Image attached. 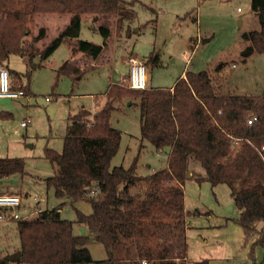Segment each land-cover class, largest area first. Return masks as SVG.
Wrapping results in <instances>:
<instances>
[{
    "label": "trees",
    "instance_id": "16d2710c",
    "mask_svg": "<svg viewBox=\"0 0 264 264\" xmlns=\"http://www.w3.org/2000/svg\"><path fill=\"white\" fill-rule=\"evenodd\" d=\"M133 6L134 2L124 0H0V67L9 72L10 89L32 95V74L67 40L75 41L73 56L82 54L94 67L92 62L112 39L113 24L120 31L134 20ZM251 7L260 28L243 36L249 43L245 58L264 53V0H251ZM39 15H70L63 30L41 49L37 44L46 37L45 28L35 37L30 31ZM84 17L92 18L103 44L80 39ZM126 34L131 35L129 28ZM12 55L25 59L24 75L9 69ZM143 61L147 69L160 65L153 53ZM75 64L66 62L58 77L80 80L85 71ZM225 67L223 63L213 73L187 71L170 88L132 89L123 78L108 86L107 102L94 115L87 109L70 115L63 151L44 150L57 169L44 181L58 199L68 202L33 218L12 219L19 234L20 258L13 260L0 251V264H188L185 185L189 179L229 187L244 240L253 241L250 258L253 264H264V259L257 262L254 257V247L264 249V228L255 226L264 224V95L226 93L223 81L213 76ZM20 76L26 84H18ZM123 99L139 107L142 139L156 152L168 150L167 168L140 177L136 162L130 168L112 167L122 132L110 120L115 102ZM193 165L204 173L194 171ZM16 174H26L24 159L0 158V179ZM133 188L139 191L133 193ZM80 201L91 205L90 215L78 212L76 221L61 217L68 203L74 206ZM76 223L94 234L106 259H93L88 248L91 240L85 233L75 234ZM194 264L211 263L202 259Z\"/></svg>",
    "mask_w": 264,
    "mask_h": 264
},
{
    "label": "rangeland",
    "instance_id": "374dc122",
    "mask_svg": "<svg viewBox=\"0 0 264 264\" xmlns=\"http://www.w3.org/2000/svg\"><path fill=\"white\" fill-rule=\"evenodd\" d=\"M124 1L134 2L136 16L120 31L113 24L112 39L103 55L92 62L94 67L89 66L90 61L82 54L73 56V46L69 41L64 42L42 68L32 74V95L0 104V158L24 159L26 172L24 176L16 174L0 179V194L21 196V205L11 211V214L18 213L20 219L33 218L39 209H51L68 202L58 199L54 189L48 188L44 181L57 170L45 158V147L61 153L69 116L81 109L93 115L101 110L107 102L104 93L108 86L127 79L132 60L143 63L151 53L158 55L160 65L148 66L149 86L153 88H170L187 71L213 73L225 63L226 67L213 76L223 81L226 93L264 95V53L244 57L249 43L243 36L260 28L251 0ZM69 19L70 15L36 16L30 25L32 37L40 28L46 30V37L37 47L41 49L48 44ZM94 25L92 18L84 17L80 39L103 44V36L93 29ZM68 61H74L85 71L80 80L68 75L58 77ZM8 66L20 75L26 72L25 59L20 56L12 55ZM16 81L18 84L27 82L21 76ZM115 107L110 121L122 132V137L112 167L130 168L136 162V173L140 177L167 168L168 150L156 152L142 139L138 105L123 99L115 102ZM23 122L27 123L26 127L22 126ZM192 169L204 173L198 165H193ZM138 191L132 189L133 193ZM185 208L190 222L188 264L202 259H208L211 264H253L250 258L253 241L244 240L238 224L239 210L227 185L212 187L207 181L198 184L189 179L185 185ZM78 212L90 215L92 207L86 201L74 206L68 203L61 217L76 221ZM9 214L10 211L5 213L7 221H0V251L18 260L19 234L16 221ZM255 226L258 230L264 228L263 222ZM74 230L77 235L84 230L90 238L88 248L94 260L107 258L103 245L94 239L91 231L77 223ZM254 257L257 262L263 261V247H254Z\"/></svg>",
    "mask_w": 264,
    "mask_h": 264
},
{
    "label": "built area",
    "instance_id": "2783aa9c",
    "mask_svg": "<svg viewBox=\"0 0 264 264\" xmlns=\"http://www.w3.org/2000/svg\"><path fill=\"white\" fill-rule=\"evenodd\" d=\"M127 82L132 89H145L149 85L148 69L144 63L132 60ZM24 97L23 91L10 89V75L7 69L0 67V100H17ZM251 124L252 121H249ZM27 126L26 122L22 123ZM21 205V197L14 194H0V221H7L4 211H10L9 216L13 219H20L18 213L12 210Z\"/></svg>",
    "mask_w": 264,
    "mask_h": 264
},
{
    "label": "crops",
    "instance_id": "0c3cea01",
    "mask_svg": "<svg viewBox=\"0 0 264 264\" xmlns=\"http://www.w3.org/2000/svg\"><path fill=\"white\" fill-rule=\"evenodd\" d=\"M70 20V19H69ZM60 32V31H59ZM58 32V33H59ZM67 41H69V40H67ZM67 41H65V42H67ZM70 42V45H72V46H74L75 45V41H69ZM10 69V68H9ZM184 75V74H183ZM1 194H4V193H1ZM20 196V195H19ZM21 197V196H20ZM41 211H44V210H42V209H39V210H37V212L39 213V212H41ZM36 211H35V213L34 214H36L37 213ZM37 213V214H38ZM31 214V213H30ZM26 217H29V216H26ZM25 217V218H26ZM188 224H190V222H188Z\"/></svg>",
    "mask_w": 264,
    "mask_h": 264
},
{
    "label": "water",
    "instance_id": "95a60500",
    "mask_svg": "<svg viewBox=\"0 0 264 264\" xmlns=\"http://www.w3.org/2000/svg\"><path fill=\"white\" fill-rule=\"evenodd\" d=\"M10 102H11V100H8V99H6V100H0V104L10 103ZM82 232L84 233V230Z\"/></svg>",
    "mask_w": 264,
    "mask_h": 264
}]
</instances>
